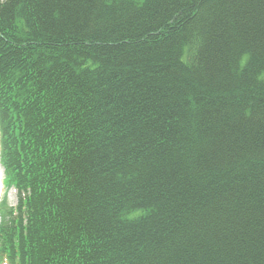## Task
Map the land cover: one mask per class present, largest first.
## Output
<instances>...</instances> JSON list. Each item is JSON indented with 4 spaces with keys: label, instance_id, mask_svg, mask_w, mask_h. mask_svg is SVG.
<instances>
[{
    "label": "trees",
    "instance_id": "16d2710c",
    "mask_svg": "<svg viewBox=\"0 0 264 264\" xmlns=\"http://www.w3.org/2000/svg\"><path fill=\"white\" fill-rule=\"evenodd\" d=\"M0 164V264H264V0H0Z\"/></svg>",
    "mask_w": 264,
    "mask_h": 264
},
{
    "label": "rangeland",
    "instance_id": "374dc122",
    "mask_svg": "<svg viewBox=\"0 0 264 264\" xmlns=\"http://www.w3.org/2000/svg\"><path fill=\"white\" fill-rule=\"evenodd\" d=\"M0 176H1V178H3V168L1 165H0ZM3 192H2V194H3ZM8 197H9V204L15 205L17 202L16 190H14V189L10 190V192L8 193Z\"/></svg>",
    "mask_w": 264,
    "mask_h": 264
}]
</instances>
